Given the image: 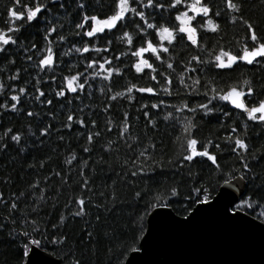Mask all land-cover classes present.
I'll return each mask as SVG.
<instances>
[{
    "label": "snow or ice",
    "instance_id": "snow-or-ice-1",
    "mask_svg": "<svg viewBox=\"0 0 264 264\" xmlns=\"http://www.w3.org/2000/svg\"><path fill=\"white\" fill-rule=\"evenodd\" d=\"M97 5L106 6L103 4V0H95ZM229 15L231 13H239L242 10L243 4L241 2H234V0H223ZM90 5L85 3L84 0H76L75 7L77 9L78 22L75 23L77 31L75 36L88 37V43L83 44L82 47H75L69 51L74 50L76 53H85L89 51L94 52H108L107 44H111V40L108 38V34L112 33L114 29L123 30V26L129 22V14L138 17L140 22L132 21L138 34L142 37L141 44L136 47L131 55L136 58L135 63L131 67L137 74L143 73L146 79L156 82L157 81V67H154L157 62L159 66H165L169 71L168 73L160 71L158 75L163 77V83L160 88L155 86H137L136 84H129L123 91H117L114 94L108 96V100H116L117 98L126 97L129 102L133 97L131 93L133 91L138 93H147L150 96H157L160 92L166 95H172L170 85L172 81L169 79L171 71H174L172 61V53L177 45H183L185 41L192 48L196 49V54L190 56L187 61L183 62V69L177 75L180 85L184 89L185 93L189 96L195 94L203 96L206 99L203 102L196 103L193 106H189L188 103L182 102L180 107L176 108V112L186 111L190 115L183 118L180 122L179 130L176 137L173 139V144H178V150L175 156H168L165 159L164 149L161 148L159 159L156 158V145L152 142L151 137H148V143L145 147L141 148L135 158L131 162L125 161L122 167L126 169L123 175H120V180L134 185L138 190H135L129 203L132 205V210L129 212L127 218L120 224H116L111 231H105L104 236L112 239L116 231L122 234H131V243L128 245L125 251L131 253H137L142 248L146 250V245L149 243V239L153 234L152 228L149 227L147 235H145V221L150 213L159 209H174L182 214L184 222H188L192 217L197 214L208 212L213 208H221L223 215L228 220L242 219L247 220L251 217L253 222H258L259 225H264V178H260L258 174L253 171L251 161H255L256 153L260 149L249 153V145L245 141L246 131L237 134V127H231L226 137H221L222 142L230 146V151L235 154L239 164L236 167H224L218 161V153H223L224 148L221 147V143H214L212 139H206L201 141L196 136V130L199 128L197 116L199 114L200 119L210 116L213 113H219L221 116L220 123L223 124L224 119L228 118L230 111L226 110L223 105H228L231 109L238 110L247 121L264 124V83L259 85V89L255 86L254 80L247 77H242L240 80L232 83H224L223 86H217L218 82L216 76L222 77L226 73L236 72L241 68V65L255 66L259 69H264V35H258L257 25L250 22L247 19L241 17V23L246 28L245 36H242L240 40L242 42L237 44L238 51L229 50L222 45H216L212 49L206 48L204 43L198 39V33L200 30L204 32H212L220 37V25L214 22L210 14L214 13L215 16H220V11H214L213 6L207 2V0H166L165 3H160L159 0H111V6L107 13L98 14H84ZM153 9L154 12L160 10H167L171 15V11L175 10L174 20L176 23H153L146 17L145 9ZM182 9V10H181ZM68 11V6L63 3V0H11V7L6 8L8 19L5 21V28H0V62H3L10 66H15L16 60L13 49L22 51L26 61L31 62L32 67L36 71V76L40 73L54 71L58 66V62L54 60L53 41L49 39L53 33L57 32L58 28H62V25L54 23V20L59 16L54 14L63 15ZM153 15V13H149ZM201 17L200 20L197 17ZM234 21L235 17H231ZM19 22V23H16ZM86 22H90L86 26ZM28 28H35L43 31L44 46L37 49L35 43L26 44L27 37H23V32ZM151 30V31H149ZM152 33L155 35L152 39H148ZM93 38H97L102 42L106 41V46L101 49L96 47L92 43ZM124 43L132 46V36L128 31L123 30L122 36L117 37ZM64 35H58L57 40L60 42L65 41ZM251 41V44L248 43ZM91 44V48L89 47ZM35 50V51H34ZM37 59L33 60V55H28L29 52H33ZM150 54L148 58H145V54ZM202 53H207L206 58L202 56ZM68 52L62 53L67 55ZM123 54V53H122ZM121 54V55H122ZM120 56L117 55L115 59L119 60ZM150 59L152 62L150 63ZM195 62V65H193ZM94 71L88 72V69ZM105 65H108L106 68ZM71 65H69V71L71 73ZM215 69V76H211L209 79L203 80L206 73H211ZM147 70V71H145ZM21 69H16L15 73L10 76V79L15 81L19 78ZM27 71V69H23ZM188 73H197L196 76H188ZM115 74L119 76L121 69L112 66L111 59L88 60L84 72H76L75 74H69L62 77L61 87L53 91L55 92V98L61 100L67 104H71L73 100H80L79 93L87 90L89 94L92 91L93 85L90 80L96 77H101L107 81ZM34 91L36 93L34 99L47 106L53 103L51 97L41 100V97L45 96V93L40 88V79H36ZM51 80L55 81L56 76L52 75ZM46 82V81H45ZM202 89V90H201ZM5 90V85L0 83V93ZM8 91L14 94L10 95L11 103H0V110L6 112H19L18 104L21 103V98L26 94L25 87H19L18 89L14 85L8 86ZM103 91V89H101ZM109 91L111 89L109 88ZM66 93L69 95L66 96ZM179 94V93H177ZM252 99L249 100L248 98ZM222 102L214 104L213 102ZM164 104V101L160 100L150 104L151 109H157ZM211 105V107H210ZM148 104H141L140 108L148 107ZM109 105H104V111H107ZM80 112L83 109L79 110ZM28 117L37 115L33 111H27ZM49 116H53L52 112L48 113ZM144 118L152 128H156V122L149 119V112H143ZM171 113L164 116V120H168ZM74 124H78L81 128L86 127V122L77 116L74 119V115L69 109L66 115L65 121L62 123L63 128L71 129ZM109 125L111 122L109 121ZM91 126H96L95 121H91ZM240 127L246 128V125L241 121ZM121 131L119 133V139L125 142L128 139H136L132 136H126V133L131 132V124L129 121L128 112H124L123 119L120 123ZM50 131V126H46L40 129L39 135L46 136ZM108 131H111L109 126ZM31 134V130H29ZM99 132L89 131L86 135V143L91 144L94 136H99ZM23 134L19 131H13L11 127L4 129L3 136H0V152H5L11 147H18L19 152L24 151V147L21 145ZM63 140V137H60ZM10 141V142H9ZM42 143V141H41ZM113 143V141H109ZM130 147V146H129ZM151 149V151L149 150ZM84 152H90L89 147H84ZM75 159V156L72 157ZM72 160H67V164H71ZM82 165L86 166L87 161H82ZM44 166L43 163L40 165ZM207 169V171H204ZM159 170V172L157 171ZM172 173L173 179L168 182V173ZM203 172V175L201 174ZM154 174V175H153ZM56 176H60L59 172L55 173ZM119 175V174H118ZM164 176L163 180L157 179L158 176ZM80 176L82 182L79 184L81 190H87L89 181L84 178L83 168L81 169ZM141 177L144 180L145 188L139 189L137 182L132 179ZM63 183H67V176L61 177ZM152 181L158 186L157 189H148V182ZM234 182L235 183L234 185ZM243 182V186L241 183ZM235 186L239 189V195L234 194L229 189ZM30 188H36V184L29 186ZM148 191H155L154 195L145 199ZM40 197L37 198L36 203L31 206V211L39 212L38 204L40 199H44V189H40ZM100 195H104L101 193ZM24 193L21 192L19 197L13 193L12 199L5 202L3 195L0 194V205L6 207V215L3 217L4 221L11 218L12 223L16 222V214H19L22 219L20 221L21 228L25 225H30V230H22L17 232L13 228H9V238L15 242L18 238H23L19 245L20 260L24 261V258H28L25 264H47L46 261L40 257L38 251L33 249H40L42 245L51 243L60 246H67V236L63 233L62 229L65 223H71L75 218L79 217L84 220V227L81 229L83 235L81 236V244L85 247L88 244H95L99 239V234L95 230H89L90 221L85 219L89 216L91 210L95 209L97 215L95 216V222L99 224L101 222L100 213L111 212L118 202V197L113 191L107 196L106 202H94L92 197H85L82 194L75 195L70 198V203L74 202L75 209L70 211L67 215L61 213L56 223L52 224L53 229H60L61 231L49 237L45 231L41 228V223L38 219H29L27 213L22 211L17 203L20 197H23ZM143 202V208L139 205ZM69 204H65L64 207H68ZM164 215L167 221L171 223H178L173 219L170 213L162 214L157 211L156 216H153V221L157 216ZM71 218V219H69ZM152 221H149L151 224ZM253 226H256L254 223ZM6 225L0 222V230L4 229ZM39 237V238H37ZM140 240L144 243L141 244ZM109 254L111 255L112 249L110 248ZM123 252H119L116 257L117 264H124V261L120 259ZM31 257H35L32 259ZM138 257L133 256L132 260L128 264H133V261ZM70 264H84L82 257L73 258Z\"/></svg>",
    "mask_w": 264,
    "mask_h": 264
},
{
    "label": "trees",
    "instance_id": "trees-1",
    "mask_svg": "<svg viewBox=\"0 0 264 264\" xmlns=\"http://www.w3.org/2000/svg\"><path fill=\"white\" fill-rule=\"evenodd\" d=\"M89 4L87 11L84 13L98 14L107 13L111 6V0H103L106 6L97 5L95 0H84ZM160 3H165L166 0H159ZM214 11H220V16L212 17L214 22L220 25V37L212 32H204L200 30L198 39L202 36L200 42L204 43L206 48L212 49L216 45H222L226 49L238 51L237 44L242 42L240 38L245 36L246 28L241 23V17L249 20L257 25L258 35H264V0H234V2H241L243 4L242 10L239 13H231L229 15L223 0H211ZM63 3L68 6V11L54 20V23L62 25L57 32L49 37L53 41L52 47L54 52V60L58 62V66L52 72L40 73L36 76V69L32 67L31 62L26 61L22 51L13 49L16 60L15 66L7 65L0 62V83L5 85V90L0 93V103L10 104V95L14 94L8 91L9 85H14L17 89L19 87L26 88V94L21 98V103L18 104L19 112H6L0 110V136H3L4 129L11 127L13 131H19L23 134L21 145L24 147L23 152H19L18 147H11L5 152H0V194L3 195L7 203L12 199L13 193L19 197L21 192L24 193L17 201L20 209L28 214L29 219H38L41 223V228L45 233L51 237L58 234L60 229H53L52 224L56 223L61 213L67 215L70 211L75 209L74 202L70 203V198L75 195L82 194L85 197H92L94 202H106L107 196L115 190L118 202L111 212L100 213L101 222H95L97 212L95 209L91 210L88 217L85 219L90 221L89 230H95L99 234V239L95 244H88L86 247L81 244V236L84 227V220L79 217L75 218L71 223H65L62 231L67 236V246L57 247L51 243L44 244L41 249L56 257L61 264H70L73 258L82 257L84 264H117L116 257L119 252H123L120 259L125 262L130 254V251H125L131 243V234H122L116 231L112 239L104 236L105 231H111L116 224L122 223L132 210V205L129 203L135 190H138L134 185H129L120 180V175H123L126 169L122 167L125 161L131 162L135 160L139 150L146 146L148 137H151L152 142L156 145V158L159 159L161 148L164 149L165 159L168 156H175L178 150V144H173V139L177 135L180 127V122L187 115L186 111L176 112V108L180 107L182 102H186L189 106L196 103L203 102L206 98L198 95H187L177 79L178 73L183 69V62L187 61L191 55L196 54V49L184 42L183 45H177L172 53V63L174 71H171L169 79L172 81L170 90L172 95H166L160 92L157 96H150L147 93H138L133 91L131 93L133 99L131 102L126 97L117 98L109 101L108 96L117 91H123L129 84H136L137 86H155L160 88L163 83V77L158 73L164 71L168 73L165 66H159V62L154 65L157 67V81H151L143 76V73L137 74L131 67L135 63L136 58L131 55V52L139 47L142 37L138 34L132 21H139L138 17L129 14V22L123 26V30L129 32L132 36V46L124 43L117 37L122 36L123 30L114 29L112 33L108 34L111 44H107L108 52L101 51L99 53L94 51L85 52L83 54L76 53L74 50L69 51L75 47H82L83 44L88 43L89 38L77 37L74 33L77 31L75 23L78 22L77 9L75 7L76 0H63ZM11 7V0H0V28H5V21L8 19L6 8ZM182 10V9H181ZM146 17L153 23H176L174 20L175 10L171 11V15L167 10H160L154 12L153 9H145ZM153 13V15H149ZM231 17H235L232 21ZM198 20L201 17H197ZM19 23V22H16ZM90 22H86L87 24ZM151 31V30H149ZM64 35L65 41L57 40L58 35ZM155 33L148 36L152 39ZM23 37H27L26 44L35 43L37 49L44 46L43 31L35 28H28L23 32ZM92 43L103 49L106 46V41L102 42L97 38H93ZM251 44V41H248ZM91 48V44H89ZM35 51V50H34ZM33 52L28 55H33V60L37 59ZM68 52L67 55L62 53ZM123 53V54H122ZM122 54V55H121ZM119 55V60L115 57ZM150 54H145L148 58ZM206 58L207 53H202ZM111 59L112 66L121 69V74L116 76L113 74L109 80L105 81L101 77H96L90 80L93 85L92 91L89 94L87 90L79 93L80 100H73L69 105L66 102L57 100L55 98L54 89L58 90L62 84V77L76 72H84L88 60ZM150 63L152 60L150 59ZM71 65V73L69 71ZM195 65V62H193ZM107 68L108 65H105ZM27 71H23V69ZM98 68L95 65L93 69H88L92 72ZM16 69H21L19 78L15 81L10 79V76L15 73ZM147 71V70H145ZM216 70L213 69L211 73H206L202 79H209L215 76ZM52 75L56 76V80L50 79ZM188 76H196L197 73H188ZM40 79V88L45 93L41 100L51 97L53 103L51 105H43L37 102L34 97L36 95L33 85L36 80ZM242 77L253 79L255 86L259 89V85L264 83V69H259L255 66L241 65V68L233 73H226L222 77L216 76L218 82L217 86H223L224 83H232L240 80ZM46 81V82H45ZM109 88L111 91H109ZM103 89V91H101ZM202 90V89H201ZM179 93V94H177ZM69 94L66 93V96ZM249 100L252 98L249 97ZM164 101V104L157 109H151L150 104L157 101ZM214 104L221 103L214 101ZM108 104L107 111H104V105ZM141 104H148L146 108H140ZM226 110L230 111L228 118L224 119L223 124L220 123L221 116L219 113H213L210 116L200 119L198 114L197 120L199 128L196 130V136L204 141L212 139L214 143H221V147L225 149L223 153H218L219 163L228 168L236 167L239 164L238 159L230 151V146L224 144L221 137H226L230 132L231 127H237V134L246 131L247 135L244 137L246 143L249 145V153L260 149L256 153V160L251 161V167L260 178H264V124H259L247 121L240 112L234 111L228 105H223ZM211 107V105H210ZM71 109L74 119L79 116L86 122V127L81 128L78 124H74L71 129L63 128L62 123L65 121L66 115ZM83 109L82 112L79 110ZM27 111H33L37 115L28 117ZM149 112V119L156 122V128L148 125L147 120L143 116V112ZM52 112L54 115L49 116ZM124 112H128L129 121L131 124V132L126 133V136H132L136 139H128L126 142L119 139L121 131L120 123L123 119ZM171 113L170 118L166 121L164 116ZM246 125V128H241L240 124ZM91 121L96 122V126H91ZM109 121L111 125H109ZM50 126V131L46 136H40V129ZM111 126V131H108ZM31 130V134H29ZM91 132H99V136L93 137V142L89 145L86 143V135ZM63 137V140L60 137ZM42 141V143H41ZM113 141V143H109ZM10 142V141H9ZM130 146V147H129ZM84 147H89L90 152H84ZM151 151V149H149ZM75 156L73 160L72 157ZM67 160H72L71 164H67ZM87 161V165L83 166L82 161ZM41 163L44 164L41 167ZM83 168L84 178L88 179L87 190H81L79 184L82 182L80 176ZM159 172V170H157ZM207 171V169H204ZM59 172L61 175H55ZM119 174V175H118ZM203 175V172L201 173ZM67 176V183H63L61 177ZM154 175V174H153ZM168 182L174 178L172 173L167 174ZM134 179L139 189H144V180L141 177ZM157 179L163 180L164 176H158ZM36 184V188L29 186ZM148 189L155 190L158 188L152 181L148 182ZM44 189V199L39 200L37 205L39 212L31 211V206L36 203L37 198L40 197V189ZM103 193L104 195H100ZM155 191H148L145 199L154 195ZM69 204L66 208L65 204ZM143 208V202L139 205ZM178 217L182 214L174 209H171ZM6 215V207L0 205V222L4 223L6 227L0 230V264H18L20 260L19 245L22 237L13 242L9 238V228L15 229L17 232L22 230H30V225H25L21 228L20 221L22 217L16 214V222L13 224L11 218L4 221L3 217ZM71 219V218H69ZM147 221V220H146ZM145 221V225H146ZM146 230V227H145ZM39 238V237H37ZM112 249L111 255L109 249ZM21 261L20 264H24Z\"/></svg>",
    "mask_w": 264,
    "mask_h": 264
},
{
    "label": "water",
    "instance_id": "water-1",
    "mask_svg": "<svg viewBox=\"0 0 264 264\" xmlns=\"http://www.w3.org/2000/svg\"><path fill=\"white\" fill-rule=\"evenodd\" d=\"M239 183L243 186V182ZM229 190L239 195L235 186ZM157 211L170 213L179 222L171 223L164 215L157 216L153 221ZM149 221L152 223L149 224ZM254 223L256 226H253ZM149 227L153 234L146 250L142 248L137 253L130 252L124 264H128L133 256L138 257L133 264H264V225L253 222L251 217L247 220H228L222 209L217 207L184 222L171 209H159L148 216L145 235ZM140 243L144 241L140 240ZM33 251H38L47 264H61L41 248Z\"/></svg>",
    "mask_w": 264,
    "mask_h": 264
},
{
    "label": "flooded vegetation",
    "instance_id": "flooded-vegetation-1",
    "mask_svg": "<svg viewBox=\"0 0 264 264\" xmlns=\"http://www.w3.org/2000/svg\"><path fill=\"white\" fill-rule=\"evenodd\" d=\"M207 2L208 3H210L211 5L213 4L212 2H211V0H207ZM212 17H214V13H212V14H210ZM199 17V16H198Z\"/></svg>",
    "mask_w": 264,
    "mask_h": 264
}]
</instances>
